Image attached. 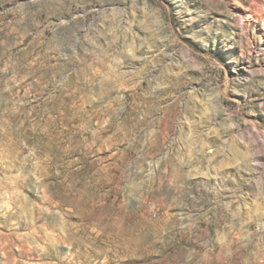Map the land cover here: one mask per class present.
Instances as JSON below:
<instances>
[{
	"label": "rangeland",
	"instance_id": "374dc122",
	"mask_svg": "<svg viewBox=\"0 0 264 264\" xmlns=\"http://www.w3.org/2000/svg\"><path fill=\"white\" fill-rule=\"evenodd\" d=\"M235 1L0 0V264H264V0Z\"/></svg>",
	"mask_w": 264,
	"mask_h": 264
},
{
	"label": "bare ground",
	"instance_id": "6f19581e",
	"mask_svg": "<svg viewBox=\"0 0 264 264\" xmlns=\"http://www.w3.org/2000/svg\"><path fill=\"white\" fill-rule=\"evenodd\" d=\"M233 2L234 3H237L235 0H233ZM53 137V136H52ZM53 140H56V138L55 137H53ZM48 203V202H47ZM8 214H6L4 217H0V219H2L3 218V220L7 223V222H9L10 221V219H12L13 218V216H12V214H11V211L9 212H7ZM3 236L0 234V249L1 250H4L5 248H6V244H4V242L2 241V238ZM44 251V250H43Z\"/></svg>",
	"mask_w": 264,
	"mask_h": 264
}]
</instances>
